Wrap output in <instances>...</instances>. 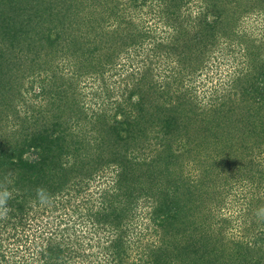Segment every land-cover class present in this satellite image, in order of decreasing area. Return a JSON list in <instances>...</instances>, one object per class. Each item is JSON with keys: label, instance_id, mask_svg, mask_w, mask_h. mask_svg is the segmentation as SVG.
I'll list each match as a JSON object with an SVG mask.
<instances>
[{"label": "trees", "instance_id": "1", "mask_svg": "<svg viewBox=\"0 0 264 264\" xmlns=\"http://www.w3.org/2000/svg\"><path fill=\"white\" fill-rule=\"evenodd\" d=\"M192 1L0 0V123L7 117L13 124L0 141V181L11 173L12 194L0 240L9 228L18 236L35 207H72L76 217L57 216L53 226L38 219L39 234L31 235L38 264H264V220L255 215L264 194L251 195L246 219L254 217L241 238L227 237L230 217L221 224L210 205L234 192L226 194L231 182L264 192V41L241 29L264 0H202L196 13ZM147 7L165 31L142 16ZM227 41L243 46L246 64L218 101L200 103L183 90L182 74L194 78ZM142 51L179 70L166 81L150 65L137 70ZM117 75L125 76L124 87ZM33 77L44 80L36 98L49 102L22 114L18 105H28L23 94ZM85 77L103 83L96 100L80 85ZM189 165L200 171H186ZM108 167L116 172L110 189L80 201ZM39 187L52 195L50 204L36 199ZM141 206L152 207L146 230L158 241L151 248L128 229ZM84 226L106 235L101 263L66 242L92 232ZM0 264H9L1 248Z\"/></svg>", "mask_w": 264, "mask_h": 264}, {"label": "rangeland", "instance_id": "2", "mask_svg": "<svg viewBox=\"0 0 264 264\" xmlns=\"http://www.w3.org/2000/svg\"><path fill=\"white\" fill-rule=\"evenodd\" d=\"M202 5H203L202 0H193L191 3L190 11L196 13L198 8ZM155 13L156 10H153L150 7L144 8L141 12L142 16L146 20L147 19L150 20L149 22L153 24L154 27L157 26V31L158 33H160L164 29L162 28L164 24L156 20L157 18L155 16L156 15ZM241 29L243 33L247 34L248 36H251V38H256L258 40L264 41V10H259L257 12L247 15L245 20H243L242 22ZM169 31L170 33L167 34L166 33H162L161 35L157 34V39L161 40L159 38L160 36L162 35L167 36L168 34L173 33V30H169ZM150 52L142 51L136 57L135 67L137 68V70L144 69L150 65L154 74H156V79H160L162 81H166L169 78V76L172 75V72L174 71L175 68H178L179 70L177 62H172V61L168 62L165 57H161L159 59L153 54L152 56H150ZM244 57L245 55H244L243 46H240L236 42H230V41L222 42L221 45H219L216 48V52L212 55L211 59L208 62L204 63L205 68H203L202 71H199V73H196L194 78H190V76L182 74L184 76L183 90L187 88L192 89L193 92L192 94L198 97L200 103H208L211 102L213 99L218 101L219 96H221L226 89H229L230 87L229 84L231 83L230 81L234 77L238 67L240 66L242 67V65L246 64L245 61L246 57L245 58ZM122 63L123 64L129 63L128 57L123 58ZM47 75L48 73H43V75L39 77H41V79L42 77H44L45 79ZM67 75L69 76L70 74L68 73ZM39 77L38 78L36 77L35 79L34 77L26 79L25 87L29 89L28 91L24 92L23 97L28 102V105L27 104L24 105V102H20V105H18V110H21L22 114H24L25 111H29V112L32 111L35 114L36 113L35 110L39 108L41 105L42 106L48 105L49 102L48 97H46V99L44 97L36 98V94L40 93L41 87L44 85L43 82L44 80H41ZM116 78L119 80L118 81L119 87H121V83L123 85L122 87H124L125 76L122 75L120 77L119 75H117ZM116 78H113L112 81H116L117 80ZM101 83L102 82L94 81L92 77H85L82 80L80 85L84 88V90H86V93H88L89 97H87V99L89 101L92 98L96 100L97 95L94 94H97L96 92L100 91L99 89H101ZM116 97H118V95ZM34 107L37 108L35 109ZM9 114L13 115L12 113ZM12 125L13 124L11 120L8 121L7 117L6 120L0 123V141L3 139L4 134H6L7 131L9 132ZM12 130L14 129L12 128ZM262 159L264 162V154L262 156ZM112 168L111 167L103 168V170L98 171L96 178L90 182L91 186L89 187L88 191L80 197V201H83L82 197H85L86 199L89 192H95L98 189H101V191L110 189L113 175L116 174V172H114ZM186 171H200V170L196 169L194 165H189ZM237 183L238 184L235 185V183L231 182V184L229 183L225 187L226 194L228 191H230L229 190L230 188H232V191L234 190V192L230 191L231 193L230 196L223 197V200L216 201V203L215 202L210 203V205H212V209L216 208V210L214 211L218 215L217 219L221 221V224L224 223L222 217L226 215L230 217V218L227 217L228 219L231 220L230 228L228 230V236H227L228 238L229 237L241 238L245 234H247V230L245 229V221L249 222L250 219L254 217V215L251 213L249 214L250 217L249 220L246 219V216L248 214L246 210H249L248 207H249V203L251 202L250 201L251 195L264 194L262 190L257 191L256 187L255 186L253 187L252 185L250 186L248 182L237 181ZM239 185L241 187H239ZM100 195L101 193H98L97 195H95V198H97ZM141 207H142L141 210H138L135 213L134 217L131 219V223L128 222L129 224L128 229L130 230L129 232H131V235H133L134 240L137 241L139 245L143 244L145 247L149 246V248H151V246L155 245L158 241V237L155 235V232L152 230V228L146 230V227L149 222L148 221L149 214L147 211L150 212L152 207L146 208L145 212L143 210L144 209L143 206ZM43 208L44 207L41 206L34 208V212L33 214L31 212L29 216L30 219L26 221V224L23 226H19V230H18L19 234L15 238L12 237L13 230H11V228H9V230L6 233L4 232L0 240V245H1L0 248H1V252L5 253L7 260L9 261V264H38L36 260L39 254L34 252V250L36 249L38 250V247L36 246V243L32 242L31 240L32 239L31 235L32 233L34 235L35 230H37L39 234L38 219L44 224L48 222L47 223L48 225L53 226L55 225V223L58 222L57 216L63 217L64 219H69L68 216L70 214H73V216L76 217V214H74L75 212L73 211L72 207L70 208L67 207L66 209L59 208L57 210L55 209L53 210L52 208H49L46 209V213L43 212ZM227 212L228 214H226ZM33 215L36 216L37 220L35 218L31 219ZM41 215H43L44 218ZM218 220L215 223V227L221 225ZM24 222L25 221H22L21 223ZM88 229H89L88 227L84 226L83 230L86 231ZM91 231L92 232L88 231L86 235H80L78 237L76 235H73L69 241H67L66 239V242H68L74 248L80 247L81 245L84 248H88L87 252L94 254L92 259H97L98 260L97 262L101 263L100 258L102 257L105 248L108 246V243L104 242L106 239L105 238L106 235L103 233L97 234L93 230ZM27 236L29 237V239H27ZM100 238L102 239V242ZM138 251L141 252V249L139 248ZM131 259L133 261H136V263L137 261L139 263L140 257L138 256L137 252H134L131 256ZM77 262L79 261H76V263Z\"/></svg>", "mask_w": 264, "mask_h": 264}, {"label": "clouds", "instance_id": "3", "mask_svg": "<svg viewBox=\"0 0 264 264\" xmlns=\"http://www.w3.org/2000/svg\"><path fill=\"white\" fill-rule=\"evenodd\" d=\"M11 176V173H8L3 181H0V219H6L11 208L7 205L11 199V192L8 190L7 184L10 182L8 177ZM36 199L41 205H48L52 202V195L42 187L36 189ZM258 220H264V207L258 209L255 213Z\"/></svg>", "mask_w": 264, "mask_h": 264}]
</instances>
